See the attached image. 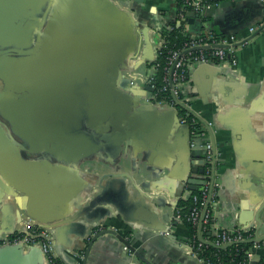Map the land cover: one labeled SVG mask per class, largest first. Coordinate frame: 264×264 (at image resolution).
<instances>
[{
  "label": "crops",
  "instance_id": "0c3cea01",
  "mask_svg": "<svg viewBox=\"0 0 264 264\" xmlns=\"http://www.w3.org/2000/svg\"><path fill=\"white\" fill-rule=\"evenodd\" d=\"M47 9L45 40L35 35L29 50L0 46V101H8L0 109V232L12 236L30 224L54 226V250L62 264H144L131 259L111 234L89 248L94 234L106 228L142 250L150 264H202L186 253L189 229L175 220L186 182L202 179L192 173L201 152L190 148L180 114L149 105L143 90L128 84L134 74L152 69L142 61L158 38L180 26L179 5L61 0L59 9L54 3ZM207 17L203 30L220 37L248 40L261 31L236 46V68H191L184 94L193 110L214 124L217 222L234 230L259 226V217L264 237V4L224 1ZM190 18L195 21L185 24V31L197 34L199 22L194 13ZM133 21L145 33L122 58L86 62L87 53L101 50H66L70 38L83 42L101 33L100 40L104 31L123 50H132L129 44L135 45L138 34ZM11 255L17 264H44L35 252ZM263 257L264 246L253 260Z\"/></svg>",
  "mask_w": 264,
  "mask_h": 264
},
{
  "label": "built area",
  "instance_id": "2783aa9c",
  "mask_svg": "<svg viewBox=\"0 0 264 264\" xmlns=\"http://www.w3.org/2000/svg\"><path fill=\"white\" fill-rule=\"evenodd\" d=\"M179 4V21L180 26L188 23L189 14L194 13L203 15L209 13L214 8H217L224 1L236 0H173ZM264 4V0H259ZM255 28H251L250 32L254 33ZM207 39L203 41L191 40L181 49L170 51L164 66L163 84L161 88H157L155 83V75L157 73L158 64L156 60L151 63L152 69L146 74H134L131 76L132 84L142 82L150 84L155 88V92L151 95L150 103L154 105L170 106L175 108L181 115V123L188 125L190 128L191 142L190 146L196 149L200 144L201 167L203 173L201 175L203 185L200 186V193L193 196L196 207L187 216L196 228L198 242H187L185 245L186 253L198 260L202 264H214L211 260L201 256V251L206 245H213L221 248L228 244H237L239 242L250 241L252 248L245 251L248 264L256 262V264H264V257L254 261V253L262 246L264 240L260 241V234L255 227L242 228L234 230L223 229L215 219L216 207L218 206L217 193L220 187L218 178L219 158L214 148L211 130H213V122L208 121L197 114L192 107L191 98L184 94V87L189 82V70L199 65H213L218 68L230 66L236 68L238 66V58L236 55V46L244 45L247 39L239 40L236 36L220 37L218 40L212 35L209 30L205 31ZM195 37V36H193ZM227 46V47H225ZM161 53V52H160ZM159 53V54H160ZM157 55V58L159 56ZM166 95V96H165ZM198 162V163H199ZM192 194L190 195V197ZM206 206H208L205 211ZM177 222H182L180 214L175 215ZM202 220L201 237L199 239L198 228ZM206 230L214 236L211 239L209 236H204ZM160 235H167L160 232ZM11 244L23 242L26 246L38 245L45 257L46 264H62L54 250V238L52 230L45 226L30 224L25 231L19 234L9 236ZM2 243H0L1 245ZM128 251V248L125 247ZM217 264H223L218 262ZM242 264V263H240Z\"/></svg>",
  "mask_w": 264,
  "mask_h": 264
},
{
  "label": "water",
  "instance_id": "95a60500",
  "mask_svg": "<svg viewBox=\"0 0 264 264\" xmlns=\"http://www.w3.org/2000/svg\"><path fill=\"white\" fill-rule=\"evenodd\" d=\"M60 2L61 0H0V46L2 48H8L9 50H13L11 49L13 46H16L18 50H29V47L31 46L33 37L35 35H37L38 41L40 39L45 40L47 37V33L49 32V25L45 29V22H46L47 14H48L47 4H49V6L51 7L54 3V9H57V8L59 9ZM208 14L209 13H206L203 15L195 14V18H198V16H201V17L207 16ZM36 16H42L43 17L42 21L38 22V20L35 18ZM194 21L195 20L191 18L190 20H188L189 24H193ZM132 23H133L132 29L138 30V34L135 35V38H134L135 45L132 43L129 44L130 45L129 49H132V50H123L121 42L116 41L115 38L113 37V34L106 32V31L103 32L100 40L97 39L96 36L100 35L101 33H95L94 39L92 37H89L85 39L83 42L73 40L72 38H70L69 42L67 43L68 46L66 47V50H101L99 54H95L93 56L87 53L85 55L86 59L83 58L82 61L88 62V61L100 60V62H102L103 64L110 63L112 62L113 58H116V59L122 58V55H125L127 52L134 51L137 45L136 39L140 37L142 34L144 35L145 32L143 31L142 24L136 21H133ZM71 24L74 26H79L78 22H71ZM43 28L45 30H43ZM260 32H261L260 30L257 31L255 34L250 36L247 41H250L253 38H255ZM194 35L195 34H193V36ZM163 41L164 40H162V36L159 37L156 42L155 48L151 50V56L143 58L142 62H145L148 60L150 63H153L157 59V55L162 51ZM41 47H43V40H41V44L38 46V48H41ZM117 50H118V53H116ZM208 66H213V65H208ZM103 73H105V71ZM128 84L131 88H134V87L141 88L143 90L144 97L149 105L156 107L158 109H161V110H169V111L175 112L176 114H179V112L173 107L163 106V105L158 106V105H154L150 103L149 100L151 99V95L155 92V88H153L150 84H145L142 82L132 84L131 78H129ZM10 90H11V92L9 91L10 93L7 92L8 93L7 94L5 92V94L8 96L11 95L12 92L14 91L11 88ZM128 91L133 92L132 89H128ZM5 103H8V101L4 103L0 101V109H2L1 106H3ZM180 123H181V116H180ZM182 126L187 127L189 134H190L189 126L184 125V124H182ZM210 132L212 135L214 148L215 150H217L214 132L213 130H211ZM72 142L70 146L73 145ZM193 150H197L198 152H200V144L196 149H193ZM30 153H37V151L35 152L31 151ZM199 157L201 158V155H199ZM192 173L196 176L202 175L203 168L201 167V162H199L197 165L192 167ZM262 179L264 180V178ZM202 185H203L202 179L198 181L197 177L192 176V178L188 180L185 184L184 194L186 195V199L189 198L190 195ZM263 188H264V185H263ZM174 206L177 207V202H175ZM207 208L208 206H206L205 211L207 210ZM263 208L264 206H262L260 210L262 211ZM260 212L258 213V216L260 215ZM219 215H220V207L217 206L216 214H215L216 221L220 220ZM256 222L260 226L261 223H260L259 217H257ZM259 226L255 227L258 233H259ZM45 227L51 230L54 228V226H51V225H48V226L45 225ZM252 227H254V223L249 228H252ZM201 229H202V220L200 221L199 228H198L199 239L202 241L203 238L200 235ZM160 232L161 231L156 232V233L160 235L159 234ZM10 234L11 233L0 232V243H2L0 245V264H17L12 261L13 259L11 255L12 253L28 254L30 252H35L41 259V262L43 261V263L46 264L44 254L38 245L26 246L23 242L18 243V244H11L10 239H9V236H11ZM104 234L114 235L116 236L118 240L123 242L125 244V247L128 248L127 254L129 255L131 259L137 260L139 263L150 264L148 262L149 260L148 257L146 256L144 258L142 254H140L142 250L135 247L130 242H127L124 239V237L118 234L116 231L110 230L108 228L100 229L96 234H94V236L91 238L89 248L98 237ZM4 235H7V236L4 237ZM259 240L260 241L264 240V237L260 236ZM231 245L233 244H228L221 248L224 249ZM252 264H256V262H252Z\"/></svg>",
  "mask_w": 264,
  "mask_h": 264
},
{
  "label": "trees",
  "instance_id": "16d2710c",
  "mask_svg": "<svg viewBox=\"0 0 264 264\" xmlns=\"http://www.w3.org/2000/svg\"><path fill=\"white\" fill-rule=\"evenodd\" d=\"M179 5V4H178ZM208 19L207 16H198L196 21L199 22L198 33L190 34L185 31V27L183 26H174L171 31L164 32V41L162 44V51L159 54L155 64H158V70L155 75V83L157 88H161L163 84V75H164V66L166 63V58L170 51L181 49L191 40H203L207 39V35L203 30V23ZM212 35L215 39H219L220 36L215 34L213 31ZM166 96V95H165ZM200 193V188L192 193V196L184 199L180 202L176 214H180L182 217V223H184L189 229V242H198V238L196 237L197 231L193 224L187 220V216L192 212V210L196 207V204L193 200L194 195H198ZM209 230H206L204 236H209L211 239H214V236L209 234ZM252 248V243L250 241L239 242L237 244H233L227 248H217L213 245H206L201 251V256L205 259L211 260L214 264L221 262L223 264H248L247 256L245 251H249Z\"/></svg>",
  "mask_w": 264,
  "mask_h": 264
},
{
  "label": "flooded vegetation",
  "instance_id": "af4514ba",
  "mask_svg": "<svg viewBox=\"0 0 264 264\" xmlns=\"http://www.w3.org/2000/svg\"><path fill=\"white\" fill-rule=\"evenodd\" d=\"M17 234H19V233H17Z\"/></svg>",
  "mask_w": 264,
  "mask_h": 264
}]
</instances>
